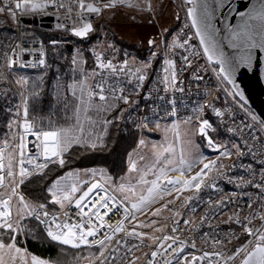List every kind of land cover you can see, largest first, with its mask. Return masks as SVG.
<instances>
[{
  "label": "snow or ice",
  "instance_id": "obj_1",
  "mask_svg": "<svg viewBox=\"0 0 264 264\" xmlns=\"http://www.w3.org/2000/svg\"><path fill=\"white\" fill-rule=\"evenodd\" d=\"M37 16L57 22L29 40ZM246 74L264 82V0H0V264H264Z\"/></svg>",
  "mask_w": 264,
  "mask_h": 264
},
{
  "label": "trees",
  "instance_id": "obj_2",
  "mask_svg": "<svg viewBox=\"0 0 264 264\" xmlns=\"http://www.w3.org/2000/svg\"><path fill=\"white\" fill-rule=\"evenodd\" d=\"M114 21V20H113ZM113 21L111 23H113ZM114 28V26H112ZM114 30V29H113ZM41 36L46 38L48 34H51L50 31L45 30H38ZM9 34H13L12 30L9 29ZM99 38V37H97ZM49 91V88L47 85H45V95L43 97V100L38 103V106L36 107V112L40 114H46L50 112V103H51V97L47 95V92ZM4 102H0V104H3ZM7 116L3 114L2 111H0V133L3 131V123L7 120ZM27 247L30 251L34 252L35 254L40 255L43 258H50V259H56L59 256V250L58 246L52 245V244H40L35 241L29 240ZM74 250H69L68 254L66 256V259L68 261L72 260Z\"/></svg>",
  "mask_w": 264,
  "mask_h": 264
},
{
  "label": "water",
  "instance_id": "obj_3",
  "mask_svg": "<svg viewBox=\"0 0 264 264\" xmlns=\"http://www.w3.org/2000/svg\"><path fill=\"white\" fill-rule=\"evenodd\" d=\"M250 0H238L239 8L241 11L246 10L247 5ZM28 25H39L38 19H24L23 20ZM48 21H53V18H44L41 20V26L52 28L48 25ZM233 23H235V18H233ZM250 74H246L241 78V86L246 88V94L249 95V103L253 110L257 113L264 112V82L257 83L255 78H249Z\"/></svg>",
  "mask_w": 264,
  "mask_h": 264
},
{
  "label": "built area",
  "instance_id": "obj_4",
  "mask_svg": "<svg viewBox=\"0 0 264 264\" xmlns=\"http://www.w3.org/2000/svg\"><path fill=\"white\" fill-rule=\"evenodd\" d=\"M176 1V0H174ZM61 15H63V13H61ZM180 15L183 17V12L180 13ZM36 19L39 20V25L35 26V25H28L26 24L23 20L24 19H28V18H24L22 17L21 18V21H22V31L23 32H27L28 34V39L31 40L33 38V34H35L36 36L40 37L41 39H43V37L41 36V34L39 33V29L42 28V29H47V30H53L54 29V26L56 24V20L53 18V21H48L47 24L52 26V28H45V27H42L40 24H41V20L44 19V18H51V17H44V18H41L39 16L35 17ZM35 18H32V19H35ZM25 70H32V69H25ZM23 70V71H25ZM19 102V97L17 96V103ZM41 117L45 118V122H47V119L50 117L54 122H59L61 121V117H62V114L61 112L59 111V109H57L55 112H53L52 110H50V112L46 113V114H40L38 113ZM235 160V157L233 158V161ZM245 163H248L249 161L248 160H245L244 161ZM226 187V190H231L232 189V186L231 185H225ZM202 214V213H201Z\"/></svg>",
  "mask_w": 264,
  "mask_h": 264
},
{
  "label": "rangeland",
  "instance_id": "obj_5",
  "mask_svg": "<svg viewBox=\"0 0 264 264\" xmlns=\"http://www.w3.org/2000/svg\"><path fill=\"white\" fill-rule=\"evenodd\" d=\"M176 1H174V0H170V3H175ZM175 23L176 22H172V24H173V26H175ZM112 26H114V31L116 32V33H121V30L122 29H124L125 28V21L122 19V18H120V17H117L114 21H113V23H112ZM39 30H45V31H50V32H52L53 30H47V29H42V28H40ZM23 74H26V75H29V76H36V75H38L39 74V70H25V71H23ZM8 99H9V101H11V103L12 104H15V103H17V96H12V95H10L9 97H8ZM7 116V115H6ZM7 118L9 119L10 117L9 116H7ZM7 119V120H8ZM6 120V121H7ZM6 121L3 123V131L0 133V136H3L4 134H5V132H6ZM150 138H152V139H156V140H159V139H162V137H161V134L159 133V132H155V131H153V133H152V135H151V137ZM234 158V157H233ZM143 218V217H142Z\"/></svg>",
  "mask_w": 264,
  "mask_h": 264
},
{
  "label": "crops",
  "instance_id": "obj_6",
  "mask_svg": "<svg viewBox=\"0 0 264 264\" xmlns=\"http://www.w3.org/2000/svg\"><path fill=\"white\" fill-rule=\"evenodd\" d=\"M60 122V121H59Z\"/></svg>",
  "mask_w": 264,
  "mask_h": 264
}]
</instances>
